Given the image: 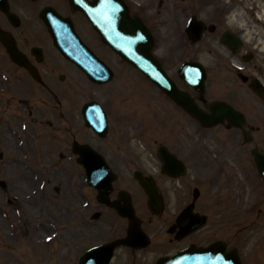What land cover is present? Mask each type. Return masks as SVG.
<instances>
[{
	"label": "flooded vegetation",
	"instance_id": "obj_1",
	"mask_svg": "<svg viewBox=\"0 0 264 264\" xmlns=\"http://www.w3.org/2000/svg\"><path fill=\"white\" fill-rule=\"evenodd\" d=\"M89 1L93 2L94 0ZM132 1L133 3H129V5L132 13L135 14L136 0ZM159 1L160 6L163 7V10L159 9L158 11L161 15L159 17L146 16L148 19H144L153 31H156H154L157 34L156 44H160L156 47H163V64L165 66L166 64L173 65L176 59L178 60L186 52L191 51L195 60H206L208 63V82H211L209 84L211 86L206 87L208 101H210V93L222 94L223 97L220 98L254 115L255 120L261 118L264 115V108L258 105L254 84L257 79L262 81L264 79V59L261 54V44L264 43V23L257 4L252 0ZM7 3L6 11L0 7V23L3 28L15 35L19 48L29 57L32 65L37 67L43 82H54L60 78L74 82L87 79V76L74 63L62 56L53 45L52 37L41 17V13L47 8L53 9L62 17L69 19L81 40L99 59L110 65L119 62L118 55L105 43L102 35L95 30L85 13L74 6L71 0H7ZM9 10L17 17L19 26H15V23L9 20ZM190 19L194 20V24L188 31L187 25ZM8 59L10 60L9 56ZM9 66V76H20L23 80L35 82L26 68L12 60H10ZM46 89L44 90L47 94L46 100L53 97L57 99V92L51 86L47 85ZM72 92L77 94L76 91ZM72 92L63 91L61 94H72ZM193 94L197 99L202 96L195 91ZM208 101L201 102V104L207 106ZM57 103L61 104L62 102L58 101ZM50 109L46 108V111ZM63 114L64 112L60 113L61 116ZM64 118L70 123L73 121L72 118L68 119V116ZM248 125L251 130H261L259 127L256 128L257 126L254 127V124ZM76 136L77 134L74 135V137ZM99 144L97 149L104 153L110 161L124 159L123 155H125L138 161L135 169L146 167L133 144L131 147H124L116 140L115 144L109 145L110 148L104 147L102 144L99 146ZM179 147L183 148L185 152L187 151L183 145ZM124 160L127 161V159ZM241 164L242 169H246L245 161H242ZM144 173L150 175L148 172L144 171ZM160 175L159 191L162 199L163 197L165 199L167 190L163 186V171ZM195 180L197 183L199 182L198 176ZM182 187L186 190L178 195L175 202L177 221L186 210L190 213L195 211L206 214L199 203L202 197L201 193L196 196L195 189L191 190L188 183ZM139 201L140 208H142V199ZM192 205L193 210L189 209ZM166 208L165 201L163 221L167 222ZM225 220L224 239L231 245L230 215L226 216ZM177 221L172 223V231H175V238H181L177 240V243L182 245L186 239L198 232L182 237ZM216 221L218 220L216 219ZM212 230L215 232L216 229ZM206 240V238H192V242L199 245L207 244L204 243Z\"/></svg>",
	"mask_w": 264,
	"mask_h": 264
},
{
	"label": "rangeland",
	"instance_id": "obj_2",
	"mask_svg": "<svg viewBox=\"0 0 264 264\" xmlns=\"http://www.w3.org/2000/svg\"><path fill=\"white\" fill-rule=\"evenodd\" d=\"M156 3L157 1H154L152 4L155 5ZM137 85L139 90H143V87H145L140 86L139 83H136L135 87ZM135 87H133V90H135ZM143 91L155 95L154 91L158 92V89L151 87V89ZM158 95L160 94L158 93ZM9 96L10 94L8 96L5 95V97ZM157 103L161 104L162 100H158ZM2 131L4 139L0 141V152L4 153L5 158L0 159V180H4L7 183V187L3 189L0 186V264H42L38 258L47 254L49 257H47L46 264H65L66 261L63 257L65 249L62 245L64 238H79L78 242L71 244L72 254L69 257L72 264H76L85 248L113 236V232H108V225L111 222H116L114 217H108L111 222L106 224L102 219L98 221L99 230H102L103 233L99 230L98 232L94 230L87 231V233L83 231V236L86 237H82L79 231L74 233L75 228L73 225H67L65 221L67 220V207H69L68 200L75 195L78 196L76 192H71L69 186L71 182L76 183L77 179H72L71 174L61 178V170L50 172L53 169V163H50L49 169V162H28L24 155L30 153L20 124L5 125L2 127ZM202 132L203 136L206 134L210 139L229 140L226 135L227 132L222 129ZM18 134L24 137L22 145ZM153 136L154 138L156 137L155 134ZM194 137L196 139L202 137L197 125L188 115L182 114L178 109L174 108V105L163 95V140L173 142L185 138L194 139ZM197 164L196 162L194 166H197ZM56 165L61 168L58 163ZM72 166V164H67L65 168ZM68 171L74 172V167L70 170L68 169ZM234 171H237L236 167H232L231 173L225 176L215 175L212 180L209 181L208 179L205 185L208 193H215L217 196H221L220 187H225L226 189L223 192H226L227 186H230L231 190L235 191L234 187L242 180ZM77 176L75 173V178ZM55 186H60L62 191L57 194L54 191ZM248 192L246 193L248 200L255 199L258 196V193H254V191L251 194H248ZM7 198H15L16 201L9 204ZM70 208H73L76 213L78 208L81 209L82 206L74 204ZM255 210L257 211L258 209ZM21 213H23L22 217ZM68 219H72V217L68 215ZM101 225L103 226L101 227ZM158 225H160L159 222H157L156 227L160 230ZM259 225H264V222H257L253 227ZM55 232L58 233L56 240L60 241H47L46 238ZM255 233L264 235V227H260ZM255 233L254 236L248 238L250 240L249 246L255 240ZM158 249L160 248L155 246L151 248V250ZM248 255L252 256L250 249ZM152 256L153 253H151L150 257Z\"/></svg>",
	"mask_w": 264,
	"mask_h": 264
},
{
	"label": "water",
	"instance_id": "obj_3",
	"mask_svg": "<svg viewBox=\"0 0 264 264\" xmlns=\"http://www.w3.org/2000/svg\"><path fill=\"white\" fill-rule=\"evenodd\" d=\"M138 49L141 50V49H143V47L140 45L138 47ZM145 54L150 57V55H148V53H145ZM149 59L152 62H155L152 57H150ZM157 66H159V65H157ZM159 82H161V84L165 90H167L170 94H172L179 101H182L185 103L187 102L188 104H192L191 101L189 100V98L187 96H184V95H181L180 93H178V91L175 89L173 84L171 82H169L167 79L162 78V80H159ZM189 107H191L192 111L194 112V115L200 116L201 119L203 120V122L206 124H214L217 121L218 117L221 116L220 114L219 115H217V114L216 115L206 114L205 112H203V111L201 112L198 108H195L194 106H189Z\"/></svg>",
	"mask_w": 264,
	"mask_h": 264
}]
</instances>
